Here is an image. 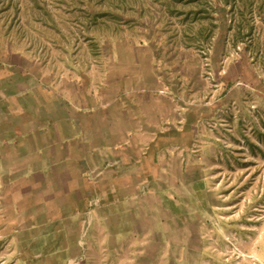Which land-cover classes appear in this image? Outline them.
I'll list each match as a JSON object with an SVG mask.
<instances>
[{"label": "rangeland", "instance_id": "1", "mask_svg": "<svg viewBox=\"0 0 264 264\" xmlns=\"http://www.w3.org/2000/svg\"><path fill=\"white\" fill-rule=\"evenodd\" d=\"M7 48L20 86L45 102L75 81L101 104L150 55L157 90L184 117L167 142L196 132L185 163L163 157L147 187L78 213L64 258L20 264H264V0H0Z\"/></svg>", "mask_w": 264, "mask_h": 264}, {"label": "crops", "instance_id": "2", "mask_svg": "<svg viewBox=\"0 0 264 264\" xmlns=\"http://www.w3.org/2000/svg\"><path fill=\"white\" fill-rule=\"evenodd\" d=\"M119 49L114 46V55ZM12 55L17 57L10 60ZM136 61L129 60L143 71L118 76L112 98L101 104L75 81L68 90L45 92V102L20 86V55L0 51V264L64 258L68 228L77 224L78 213L88 214L90 203L102 200L100 194L137 192L158 176L163 157L189 159L193 150L184 147L195 145V130L186 142H167L183 135L184 117L157 90L150 55ZM153 146L163 147L164 156L155 157ZM133 178L141 185L131 183ZM90 194L99 197L89 200Z\"/></svg>", "mask_w": 264, "mask_h": 264}, {"label": "built area", "instance_id": "3", "mask_svg": "<svg viewBox=\"0 0 264 264\" xmlns=\"http://www.w3.org/2000/svg\"><path fill=\"white\" fill-rule=\"evenodd\" d=\"M208 127H209L210 129H212L213 126H212L211 124H209Z\"/></svg>", "mask_w": 264, "mask_h": 264}, {"label": "trees", "instance_id": "4", "mask_svg": "<svg viewBox=\"0 0 264 264\" xmlns=\"http://www.w3.org/2000/svg\"><path fill=\"white\" fill-rule=\"evenodd\" d=\"M224 3H226V2H224Z\"/></svg>", "mask_w": 264, "mask_h": 264}]
</instances>
